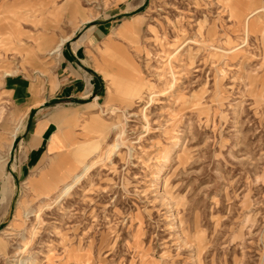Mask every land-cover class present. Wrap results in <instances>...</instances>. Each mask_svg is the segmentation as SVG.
I'll return each instance as SVG.
<instances>
[{"label":"rangeland","instance_id":"1","mask_svg":"<svg viewBox=\"0 0 264 264\" xmlns=\"http://www.w3.org/2000/svg\"><path fill=\"white\" fill-rule=\"evenodd\" d=\"M254 7L0 0V264H264Z\"/></svg>","mask_w":264,"mask_h":264},{"label":"crops","instance_id":"2","mask_svg":"<svg viewBox=\"0 0 264 264\" xmlns=\"http://www.w3.org/2000/svg\"><path fill=\"white\" fill-rule=\"evenodd\" d=\"M257 7H260V6H257ZM257 7H254V9H252L247 16H249L252 12H254V10L257 8ZM245 17V18H246ZM264 16L261 15L259 18H263ZM253 19V18H250V20ZM249 20V22H250ZM130 31V25L128 23H124V25H122L120 27V29L117 30V34L118 35H123L124 34H127L129 33ZM62 46V43L60 44ZM61 66H63V62H61ZM70 72H72V74H74L77 78H80L82 77V73L79 71V70H75L73 67H71V69H69ZM60 120L62 121H70L71 118H69V116H66V115H61L59 117ZM54 120V119H52ZM66 142H67V136L65 134V132H63V128L61 126H59V130L57 131V133L55 135L52 136L51 140H50V143L48 145V153L52 152V153H55L57 152L58 150H61L65 145H66ZM95 148L94 147H88V148H77L75 149L71 154L73 156V158L75 159L76 162H83V158L85 156H88L90 155L93 150ZM3 187H1V190H2ZM1 190H0V193H1ZM8 197L9 195L7 196V200H8ZM0 198H1V194H0ZM1 203H4V202H1V199H0V204Z\"/></svg>","mask_w":264,"mask_h":264},{"label":"bare ground","instance_id":"3","mask_svg":"<svg viewBox=\"0 0 264 264\" xmlns=\"http://www.w3.org/2000/svg\"><path fill=\"white\" fill-rule=\"evenodd\" d=\"M264 9L262 8V9H256V10H254V12H252V14H250L249 16H247L246 18H245V21H244V27H245V29H246V31L248 32L249 31V29H248V26H249V20H250V18H254V16L256 15V14H259L261 11H263ZM56 50V49H55ZM118 145V144H117ZM113 146V145H112ZM111 146V147H112ZM119 146V145H118ZM117 146V147H118ZM112 150H114L113 148H112ZM109 151V150H108ZM108 153V152H107ZM106 153V155H108L109 156V154H107ZM103 154V153H102ZM107 156V157H108ZM109 158V157H108ZM107 158V159H108ZM88 167V166H87ZM90 169V168H89ZM88 169V170H89ZM75 182V181H74ZM9 188V187H8ZM70 187H67L66 188V190H68Z\"/></svg>","mask_w":264,"mask_h":264}]
</instances>
